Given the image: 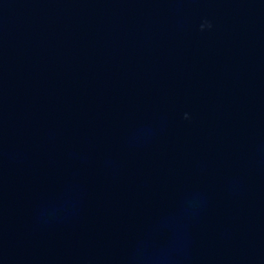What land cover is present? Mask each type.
Segmentation results:
<instances>
[{"label": "water", "instance_id": "water-1", "mask_svg": "<svg viewBox=\"0 0 264 264\" xmlns=\"http://www.w3.org/2000/svg\"><path fill=\"white\" fill-rule=\"evenodd\" d=\"M0 264H264V0H0Z\"/></svg>", "mask_w": 264, "mask_h": 264}]
</instances>
